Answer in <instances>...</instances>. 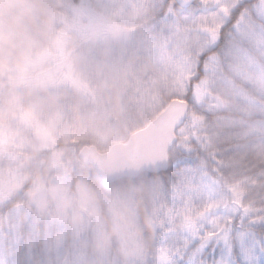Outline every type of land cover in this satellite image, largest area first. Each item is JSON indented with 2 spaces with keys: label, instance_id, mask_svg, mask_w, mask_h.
I'll list each match as a JSON object with an SVG mask.
<instances>
[{
  "label": "rangeland",
  "instance_id": "1",
  "mask_svg": "<svg viewBox=\"0 0 264 264\" xmlns=\"http://www.w3.org/2000/svg\"><path fill=\"white\" fill-rule=\"evenodd\" d=\"M140 2L77 0L70 6L69 16L59 15L61 28L51 40V48L39 50L40 44L35 43L31 49L25 67L29 77L20 71L10 81L7 69L0 68V78L11 87L1 91L5 84L0 81V206L19 200L5 218L6 237L8 232L17 235L22 226L37 236L42 224L47 233L42 261L59 256L69 264H85L88 258L95 264H137L149 243L140 236L139 226L144 225L155 237L151 209L156 185L148 177L133 185L97 190V196L89 183L77 179L87 166L79 157L85 146L105 153L117 143L128 142L134 133L119 138L117 111L91 112V103L99 102V96L89 91L95 78L99 83L106 68H143L148 82H161L163 88L169 83L170 66L161 62L159 51L148 50L144 43L152 21L138 6ZM247 27L251 31L252 26ZM3 43L6 36H0V51ZM253 43L257 57L264 56L260 40ZM72 51L75 56L69 62L64 54ZM112 54L117 58L110 59ZM243 55L235 57L233 71L247 82L257 81L264 90V68L258 66L257 57L249 56L242 63ZM40 64L48 66L37 68ZM74 68L82 69L77 78ZM25 96L31 99L28 105ZM141 102L139 118L147 119V104ZM220 103L226 111L228 105L221 99ZM125 115L128 113L123 112L122 118ZM89 167L87 182L102 181L96 169ZM3 234L0 230V239L5 238ZM5 246L0 248L2 253ZM34 246L29 242L24 247ZM112 246L115 253H111ZM11 250L13 257L12 246Z\"/></svg>",
  "mask_w": 264,
  "mask_h": 264
},
{
  "label": "snow or ice",
  "instance_id": "2",
  "mask_svg": "<svg viewBox=\"0 0 264 264\" xmlns=\"http://www.w3.org/2000/svg\"><path fill=\"white\" fill-rule=\"evenodd\" d=\"M138 6L152 21L144 43L171 73L158 94L144 81L137 97L149 118L133 134L132 155L155 162L147 177L156 185L155 237L137 264H264V164L245 154L240 122L223 117L220 103L237 54L246 63L258 56L255 40L264 46V0ZM258 120L264 127V116ZM44 264L69 261L57 256Z\"/></svg>",
  "mask_w": 264,
  "mask_h": 264
},
{
  "label": "trees",
  "instance_id": "3",
  "mask_svg": "<svg viewBox=\"0 0 264 264\" xmlns=\"http://www.w3.org/2000/svg\"><path fill=\"white\" fill-rule=\"evenodd\" d=\"M76 2L77 0H0V36H6V43L2 44L0 51V68L7 69L10 81L19 77L20 71V73L24 72L25 77L30 76V71L25 67L31 49L35 48V43L40 44L41 48L39 50L51 48V40L55 39L58 30L61 28L58 22L59 15L62 17L69 16L71 14L70 6L75 5ZM55 16L56 18H54ZM52 54H55V50ZM64 55L67 60H70L69 62L75 56L73 51L70 55ZM112 55L109 57L110 59L112 57L117 58L116 54ZM54 58L55 56L48 59L47 63L52 62ZM255 60L258 62V57ZM48 64H40L37 68H46ZM11 68L16 69L14 71ZM20 68H23V71ZM74 69V77L77 78L82 74V69ZM106 71L105 77H98L99 83L95 78L96 83L92 84V89L89 88V91H93L99 96V102L91 103L90 110L94 113L101 112L104 108L117 111L120 122L117 123L116 129L120 133L119 138L122 140L142 127L143 122L146 120L139 118V105L142 102L138 101L137 97L140 94L142 83L148 81V76L144 74L143 68H139L137 71H135V68H106ZM0 81L3 80L0 78ZM3 84L5 86L1 91L11 89V87H8L7 80L6 82L3 81ZM149 84L154 95L163 89L161 82L149 80ZM262 98H264V90L257 81L247 82L244 77L240 76V73L238 75L234 71L230 74L226 86L220 91V99L228 105V109L222 111L221 115L225 118L235 117L239 120L245 142V154L258 165L264 164V147L261 144V139L264 138V127H261L258 120V117L264 116V99ZM23 99L24 95L21 97L22 101ZM25 99L27 100L24 103L28 102V105L31 99L26 96ZM126 106L128 108L125 110ZM123 112L128 113L124 118H122ZM114 114L116 115V112ZM123 134L126 137L123 138ZM85 167L82 168L83 172L77 179L80 180L81 178L85 184H90L89 187L94 195L97 194V190L110 189L111 186L133 185L139 180L147 178V173H144L140 178H125L111 184H106L102 180L95 182V184L87 182L85 171L86 169L92 170V168ZM18 201V199H14L6 205L0 206V230L6 238V240L5 238L0 239V248L4 244L6 245V250L3 253L0 251L4 257V264H9V261H14V264H25L26 261L28 264H44L42 260L45 254L44 242L47 233L43 230L42 224L39 227L37 236L26 226H22L17 235L8 232L6 237L5 227L7 222L5 218L6 216L10 217L11 211L17 208ZM138 231L140 236L149 242L144 249L146 253L151 248L154 237L148 233L144 225H140ZM29 242L35 244V246L31 248L24 247ZM11 246L14 249L13 257L12 250L10 251ZM91 249L93 251L95 248ZM111 253H115L114 248ZM18 257H21L19 261H17ZM72 264H75V262L73 261ZM85 264L95 263L88 258Z\"/></svg>",
  "mask_w": 264,
  "mask_h": 264
},
{
  "label": "water",
  "instance_id": "4",
  "mask_svg": "<svg viewBox=\"0 0 264 264\" xmlns=\"http://www.w3.org/2000/svg\"><path fill=\"white\" fill-rule=\"evenodd\" d=\"M133 134L128 142L117 143L105 153H101L95 146H85L79 157L85 165L93 166L102 180L108 184L124 178H137L149 169L155 172L154 161L150 159L142 161L132 155Z\"/></svg>",
  "mask_w": 264,
  "mask_h": 264
}]
</instances>
